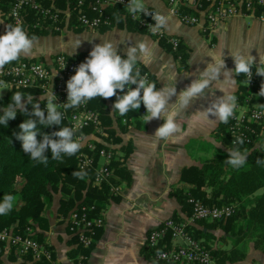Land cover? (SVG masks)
Listing matches in <instances>:
<instances>
[{
    "label": "crops",
    "instance_id": "obj_1",
    "mask_svg": "<svg viewBox=\"0 0 264 264\" xmlns=\"http://www.w3.org/2000/svg\"><path fill=\"white\" fill-rule=\"evenodd\" d=\"M143 2L145 7L153 8L167 18V28L163 29L164 37L158 39L124 25H113L104 30L80 27L78 31L67 29L58 34L37 36L38 45L33 54L22 57L43 58L48 62L55 53H65L72 56L81 54L77 57L86 60L93 47L105 40L115 43L118 54L126 57L129 46L144 42L153 50L155 61L149 65L140 62L137 67L141 72H146L148 81L154 82L157 89L166 84L161 79L172 73L178 75L175 85L177 94L185 90L198 77L199 72L206 69L208 63L213 62L207 57L209 50H223L228 70L235 68L230 51L250 54L255 58L254 67L259 66V57H264V18L234 16L216 24L209 32H201L197 26L185 25L177 18L167 15L165 0ZM4 26V20L0 16V36L5 34ZM168 36L178 39L176 50L170 49L166 41ZM79 43L80 46L76 48ZM243 76L242 79L233 77L236 83L232 85L222 83L224 77L221 75L220 81L211 86L205 98L194 101L181 112L177 119L185 130L175 143L155 139L154 134L164 121L153 119L146 123L143 104L136 111L137 116L112 123L113 134H106L116 151L114 160L121 167L117 171L114 168L110 182L118 184L119 191L102 202L100 209L103 225L95 231L93 242L87 250V264H167L156 262L149 255L144 247L147 232L166 218L181 219L189 213V205L181 201V196L194 197L193 190L197 184L182 178L184 168L202 169L206 161L223 160L229 155L228 148L231 149L219 131L222 123L196 121L192 116L197 111L206 109L213 100L222 97L224 93L219 89L233 92L238 97L239 87H245ZM245 92L247 94V89ZM251 93L253 102L259 104L257 94ZM175 100L176 96H173L169 103H174ZM106 106L111 110L108 100ZM261 142V139L257 140L256 144ZM215 188V185L201 181L197 190L206 198L218 193L216 199H219L220 192ZM263 191L260 188L242 197L244 206L249 207L252 197ZM57 199L58 194L53 193L51 200L45 203L42 215L47 220V226L40 241L47 244L58 264H73L77 253L75 238L67 231L66 223L61 219L63 216L56 212ZM194 225L198 226L196 223ZM211 232L215 235V230ZM252 241V237H243L237 245L244 253L243 258L227 264H264V251L254 247ZM229 242V239L225 243L216 239L214 245L221 247V244L227 245ZM18 263L15 253L4 251L0 254V264Z\"/></svg>",
    "mask_w": 264,
    "mask_h": 264
},
{
    "label": "built area",
    "instance_id": "obj_2",
    "mask_svg": "<svg viewBox=\"0 0 264 264\" xmlns=\"http://www.w3.org/2000/svg\"><path fill=\"white\" fill-rule=\"evenodd\" d=\"M128 2L129 0H89L85 3L84 0H77L76 22L89 30L110 27L111 19L103 10L118 4L123 8L122 17L132 19L138 27L155 38L164 37V30L156 33L150 31L155 23L152 17L161 15L159 12L145 7L148 15H133L126 10ZM165 3L167 15L177 18L185 25L197 26L201 32H209L216 24L234 16L264 18V0H165ZM26 9L45 17L54 31L62 29L60 25H56L62 20L57 11L42 7L35 0H9L5 19L13 25L20 24L24 19L22 12ZM63 14L67 16L68 9ZM39 24L44 25V20H37L32 26ZM166 41L171 50L177 49L178 39L175 36L166 37ZM83 62L85 60L69 57L64 53L54 54L50 64L30 58L19 59L0 70V84L8 88L36 87L46 99L53 91L58 109L82 145V149L76 154L77 168L82 172L91 168L90 183L97 187L106 185L109 195L113 196L119 191L118 184L110 182L114 175V166L110 163L116 157V151L102 129L97 112L86 104L69 109L62 105L67 102V79L75 74V69ZM141 75L147 78L146 72H141ZM244 79L247 94L241 100L237 97V107L233 118L228 122L227 131L232 145L243 140L245 145L257 146L260 145L256 144L257 140L264 141V106L254 103L251 98L252 78L249 83L246 76ZM132 87L134 89L136 86ZM117 92L118 95L124 94L119 90ZM98 141L103 144L102 147L96 146L95 142ZM187 202L189 213L184 218H166L147 232L144 247L151 252L154 261L167 264H213L208 250L189 234L188 227L199 220L225 218L233 212V205L209 206L192 196H188ZM61 219L75 238L77 253L73 264H87V250L93 242L96 229L103 225L101 209L96 210L93 204H80ZM2 247L14 251L19 259L18 264H58L47 244L36 238L31 224L26 225L22 231H15L13 225L0 227V252Z\"/></svg>",
    "mask_w": 264,
    "mask_h": 264
},
{
    "label": "trees",
    "instance_id": "obj_3",
    "mask_svg": "<svg viewBox=\"0 0 264 264\" xmlns=\"http://www.w3.org/2000/svg\"><path fill=\"white\" fill-rule=\"evenodd\" d=\"M35 1L42 7L49 8L51 11H57L58 16L62 19L59 23L60 27H66L74 31L81 29L76 22L75 3L77 0ZM88 1L84 0L85 3ZM8 5L9 0H0V16L2 19H4L8 11ZM66 9H68V14L64 16L63 13ZM103 12L110 17L111 26L117 25L122 27L124 25L128 29L143 31L132 19L121 16L123 8L118 4L105 8ZM22 13L24 19L20 24L13 25L5 19L7 24L4 26V32H6L7 25H13L23 27L29 36L37 37L47 34V30L44 28L38 29L32 26L37 20H46L44 23H47V19H44L45 17L33 13L30 9H26ZM88 13L91 14L89 11ZM65 17L66 20L64 21ZM104 28L106 27L98 29L104 30ZM51 34L58 33L53 31ZM68 56L73 57L72 55ZM75 56H81V54ZM120 56L126 58L125 56ZM25 58L21 56L20 59ZM34 59V57L30 58V60ZM140 71L142 70L140 69ZM252 72L251 91L253 94H257V101H259L261 106H264V96H259L264 80L261 76L256 75V67H253ZM242 76H238V79H242ZM245 89L242 86L238 89L237 96L240 100L246 94ZM15 92H20L25 97L32 95L33 102L40 103L41 109L44 110L43 104L46 99L36 87L8 88L5 93L0 94V109L11 103V96ZM106 100L109 101L111 110L107 108ZM115 102L116 97L113 96L108 99L96 98L86 103L87 107L97 112L102 129L108 135L113 134V122L118 123L122 119L128 120L132 116H137L138 112V110L137 112L130 111L123 117L113 114L112 108ZM23 103L26 104L27 101L25 100ZM31 110V105H28V111L31 112ZM58 110L60 111V109ZM0 115H2V112H0ZM29 118L33 117L26 116L17 111L16 118L8 122L7 128L0 125V200L3 199L5 194H11L15 197L13 210L7 215H0V227L13 225L15 231H20L24 226L31 224L35 229L36 238L41 240L43 238L42 233L47 226V220L42 215V211L45 203L51 200L53 193L58 194L56 212L62 216H65L69 209L80 204H93L97 210L101 207L103 200L111 195H109L106 185L97 187L90 183L92 177L91 168L83 172L85 174L83 179L72 176L74 171L82 172L76 166L77 153L71 157L65 156L61 163L51 160V152L49 150L46 153L49 158L47 166L31 161L22 150V142L16 138L20 133L19 125ZM227 125L228 123H222L219 127L223 139L231 148L237 147L242 152L247 151L249 153L247 162L238 169L233 168L230 165H226L225 161L229 158V155H226L221 161L219 159L206 161L202 169L188 167L182 170V178H186L185 181L197 184L193 190V196L199 198L204 204L209 206L233 205V212L225 218L214 221L199 220L196 221L198 226L192 225L188 227L189 234L194 239H202L201 244L208 250L213 264H227L241 260L244 253L237 245L243 237H252L254 247L264 251V191L259 195H254L247 208L241 200L242 197L252 194L257 189H264V163H257V160H264V144L261 142L257 146L241 145L239 143L232 145ZM60 126L69 127L68 121L64 117ZM59 130V126L43 127L38 125L37 139H42L41 133L51 134ZM95 144L97 147L103 146L100 141L95 142ZM110 165H113L116 171L121 167L115 160ZM201 181H207L208 184L215 185V189L220 192V198L216 199L218 193H215L210 198L204 197L197 190ZM188 196L190 195L181 196V201H185L188 204ZM204 228L205 230H203ZM215 229L220 230L222 236H216L211 232ZM208 239H212V241L217 239L223 243L229 239L231 245L228 248L219 247L214 244L208 245L206 243ZM147 251L150 255L151 252Z\"/></svg>",
    "mask_w": 264,
    "mask_h": 264
},
{
    "label": "clouds",
    "instance_id": "obj_4",
    "mask_svg": "<svg viewBox=\"0 0 264 264\" xmlns=\"http://www.w3.org/2000/svg\"><path fill=\"white\" fill-rule=\"evenodd\" d=\"M126 10L130 14L148 15L143 0H129ZM154 25L150 31L156 33L167 28V18L161 15L152 17ZM38 45L36 36H29L21 26L7 25L6 32L0 36V70L21 58L33 54L34 48ZM79 45L76 47L78 48ZM75 51V50H74ZM235 68L228 70L223 59V50H209L207 57L213 61L208 63L205 70L199 72L196 79L191 84L177 94L176 75L170 74L161 80L166 81L163 88L157 89L154 82L141 75L137 64L142 62L149 65L155 61V55L144 42L129 46L126 49V58L118 54V47L109 40L102 44H96L85 62L81 63L76 69L75 74L67 81V102L63 103L65 109L77 108L82 104L96 98L108 99L116 97L113 104L112 113L123 117L130 111H137L141 104L146 109L143 115L145 122L153 119H163L164 123L160 126L154 137L158 141L171 140L177 142V137L184 132V128L178 122V116L184 112L190 105L206 97L208 90L217 81H220L221 75L224 80L222 83L235 85L233 77L244 75L250 82L253 72L255 58L250 54H243L239 51L231 52ZM264 57H259V66L256 67V75L264 77ZM133 85L136 87L133 89ZM125 89L127 91L125 92ZM124 93L117 95V91ZM221 90L224 95L209 103L203 111H197L192 118L202 122H219L227 124L234 116L237 107V97L233 92ZM176 96L174 103H169L171 98ZM259 96H264V84L261 85ZM56 97L53 91L47 97V104L44 110L40 103L33 102V96L25 97L20 92H15L11 96V103L0 109V125L5 128L10 120H14L17 111L26 116L33 117L26 119L19 125L20 133L17 139L22 142V150L28 155L31 161L48 165L49 158L46 153L50 150L51 160L63 162L65 156H74L82 147L80 141L75 138V132L70 127H61L63 114L58 110V104L55 103ZM27 103H23V101ZM28 105H31V112L28 111ZM46 113V114H45ZM214 117V119H211ZM38 125L43 127L59 126V131L51 134H40L42 139L38 140ZM243 144V140L238 141ZM229 158L225 161L226 165L233 168H240L247 162V151L242 152L240 148H228ZM257 163H264V160H257ZM84 173L74 171L73 177L83 179ZM15 197L11 194H5L0 200V215H7L13 210Z\"/></svg>",
    "mask_w": 264,
    "mask_h": 264
},
{
    "label": "rangeland",
    "instance_id": "obj_5",
    "mask_svg": "<svg viewBox=\"0 0 264 264\" xmlns=\"http://www.w3.org/2000/svg\"><path fill=\"white\" fill-rule=\"evenodd\" d=\"M5 18H6V16L4 17V23H5V25L7 24V21H5ZM44 22H46V20H44ZM59 23H60V21L56 24V25H59ZM36 28H44L45 30H47L46 32H47V34H51V33H53V31L55 30L54 28H53V26H52V24L51 23H49V21L47 20V23H45L44 25H42V24H39L38 26H36ZM82 28V27H81ZM140 28V27H139ZM142 29V28H141ZM63 30H67V28L66 27H62V29L60 30V31H55V32H57V33H60V32H63ZM143 30V32H145L144 31V29H142ZM145 33H147V32H145ZM148 34V33H147ZM150 35V34H149ZM56 54V53H55ZM65 54V53H64ZM68 55V54H67ZM52 57H53V55H52ZM73 57H75V58H79V57H76V56H73ZM51 59L52 58H49V61L48 62H46L45 61V59L43 60V58H35L34 60H40V61H43V62H46V63H48V64H50L51 63ZM80 59H82V58H80ZM7 88L8 87H6L5 85H2V84H0V94H3V93H5L6 92V90H7ZM45 98V97H44ZM46 99V98H45ZM47 99H46V101H45V103L43 104L44 106H43V108L46 106V104H47ZM261 144V143H260ZM262 144H264V141H262ZM72 209V208H71ZM71 209H69L68 211H70ZM68 213V212H67ZM67 213H66V215H67ZM65 215V216H66ZM243 221V220H242ZM25 227V226H24ZM23 227V228H24ZM33 227V226H32ZM23 228L20 230V231H22L23 230ZM67 228V227H66ZM33 229H34V227H33ZM67 231L69 232V230H68V228H67ZM70 233V232H69ZM71 234V233H70ZM222 233H221V231L220 230H218V229H215V235L217 236H222L221 235ZM72 235V234H71ZM201 240L202 239H200L199 240V242L200 243H202L201 242ZM208 245H213L214 244V241H212V239H208L207 240V242H206ZM230 242L227 244V245H224V244H221V247H223V248H228V247H230ZM1 252H0V254H2L4 251L5 252H13L14 253V251L11 249V248H1ZM75 257V256H74ZM73 260H74V258H73Z\"/></svg>",
    "mask_w": 264,
    "mask_h": 264
}]
</instances>
